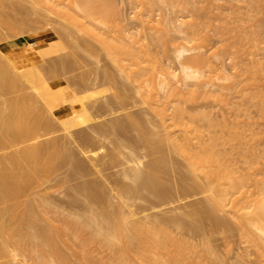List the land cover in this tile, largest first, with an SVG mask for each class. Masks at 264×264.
<instances>
[{
	"label": "bare ground",
	"instance_id": "6f19581e",
	"mask_svg": "<svg viewBox=\"0 0 264 264\" xmlns=\"http://www.w3.org/2000/svg\"><path fill=\"white\" fill-rule=\"evenodd\" d=\"M2 1L3 0H0L2 6H4L5 5L4 3L7 4V2L9 0L7 2L3 1L4 3H2ZM16 1L18 2V0H14V2H16ZM27 1L25 0L26 3H28ZM41 1L44 2L43 0H41ZM49 1L51 2V4H55L54 2L57 0H55V1L53 0V3L51 0H49ZM70 1H71V3L67 1L68 2V4H67V3H64L65 1L59 0V2H56L55 5L58 4L57 6H59L61 3V5H63V6H59V7L60 8L64 7L66 9L65 10L66 12H67V9L69 11L71 8L72 9L70 10V12L72 10H75L76 12L78 11L77 14L72 13V15H74V18H76L75 17V15H76L78 17L77 19H79V20L82 19L83 22H86L87 24L90 22V21L87 22V20H88L87 18L90 16H91L90 20L92 18L91 11H98V10H94L95 6L97 7V5H98V7L101 8V9L100 8L99 9L102 12L104 10V13H105V11H110V10L112 11V8H114L113 13L116 12L118 14V16H120V18L122 16V12H123L122 11L123 6H122L120 0L119 1L118 0H70ZM143 1L147 3V6H146V3H144V6L146 7V8L144 7V9H147L146 13H148V15L150 17V19H148L146 21L150 20V22H156V20L154 19L155 17H153V16H155L157 12L155 13L154 9L157 8V10H158L159 7L157 5H156L157 7L154 6L155 1L154 2H152L151 0H146V1L143 0ZM22 2H24V1H22ZM45 2H47V1H45ZM45 2H44V4H45ZM156 2L160 3L159 1H156ZM246 2L251 3L252 6L256 8L255 9L256 12L258 10V16L262 15L261 11L262 12L264 11V0H248ZM11 3H10V5H12ZM63 3L66 5H69V3H70V4H72V6L69 5L71 7L70 8L69 6H66V5L64 6ZM96 3H97V5H95ZM175 3H176L175 1L170 2L171 7L172 6L174 7V5L177 6L178 3L177 4H175ZM184 3H182V4H184ZM15 4H19V3H15ZM199 4H201V3H196V4L194 3L195 6L192 5L194 8H192V6H191V8L194 10V13H193L194 18L192 17V21H190L191 23L190 24L188 23L190 35H188V36L186 35L184 39H186V41H188V42H191V41L196 39L197 35L203 34L204 31L206 33L208 31L212 30V27H213V29L216 30L215 31L216 34L221 38L220 40L223 41V43H222L223 46L222 47L220 46L219 50L220 51L222 50L221 52H224V50L226 51L228 49L229 53L231 54V60L234 61L236 64H240L242 66V75L244 77L241 79L240 85L245 86L242 88L246 89V88H249L250 86H251V88L252 87L256 88L255 86H252L253 83H256L257 81L264 80V63L261 60L249 58L251 55H253V46L251 48V46H250L251 44H250L248 47V42H250L251 39L252 40L255 39L254 43H256V41H258L256 39H258L260 37L259 36L257 37V35H259L257 32H263L264 31L263 23H261L259 26L258 24L256 25L253 22L254 20H257L258 18L257 19L253 18L254 20L251 19L252 17H255V16H253L254 14L251 15L254 11V10L252 11V9H251L252 13L250 12L251 13L250 15L249 14L246 15L245 19L248 17V19H246V20H247V22H250L249 17L251 16L250 19L253 20L252 22L255 24L254 25L255 30H253V32H251L252 33L251 36H248V34H251V33L247 34L246 32H248V31L237 32V31H239L238 29H244L245 30L247 27L245 28V27L237 26V28H238L237 29L236 25L234 27V24H232L230 22V20L226 21L228 19H232V17L230 18L229 16H227L228 17L227 19L223 18L225 20H222V16H221L220 20H218V18H217V21H219L218 23H216L214 21H213L214 22L213 23L212 21H210V20H213V18L211 19L210 16H208L210 13L209 6H207L208 8L206 7L208 10H205L206 8L204 7L205 9L204 8L202 9L201 7H203V6H200ZM10 5H8V6L10 7ZM23 5H24V3H23ZM45 5H47L46 7H49L48 6L49 4H45ZM158 5L161 6L160 4H158ZM19 6H20V4H19ZM25 6L28 7L27 5H25ZM36 6H37V4H36ZM153 6H154V8H152ZM181 6H183V5H181ZM181 6H180V8H182ZM253 7H251V8H253ZM32 8H34V6ZM51 8H52L51 9V11H52L53 7H51ZM8 10L9 9H7V11ZM15 10H16V8H15ZM21 10H20V12H21ZM35 10H37V7ZM157 10H155V11H157ZM24 11H26V10H24ZM24 11L22 10V12H24ZM30 11H32V9H30L29 12ZM65 11H63V12H65ZM150 11H152L154 13H152ZM10 12H11V10H10ZM22 12L20 14H22ZM58 12L59 11H57L56 13H53V14H57ZM1 13H0V20H1L0 24L2 23V21L6 22V20H3V18L5 16L3 17ZM25 13H27V12H25ZM259 13H261V14H259ZM12 14H16V13H12ZM31 14H32V12H31ZM33 14L35 15L34 12H33ZM36 14H38V13H36ZM43 14L41 13V15H43ZM45 14H46V12H45ZM62 14L63 13H61V15ZM95 14H97V13H95ZM95 14H93V15H95ZM66 15H68V14H66ZM102 15H106V14H101V16ZM48 16H50V15H48ZM107 16H109V13L107 14ZM263 16H262V18H263ZM31 17H33V16H31ZM35 17H33L34 20H35ZM65 17L67 18V16H65ZM68 17H70V15ZM11 18H12V16H11ZM11 18L7 19L8 24H5L3 22L4 26L2 25L3 23L0 26L1 27L6 26L7 28L9 26V28L11 27V30L13 31V33L14 32L17 33L15 30L20 29L17 27H21V28L23 27V24H22L23 21L22 22H18V21L13 22ZM13 18H15V17H13ZM20 18H23V17H20ZM42 18H43V16H42ZM46 18H48V17H46ZM100 18H102V17H100ZM5 19H6V17H5ZM67 19H69V18H67ZM117 19L119 20V18H117ZM9 20H11L13 23L11 21L9 22ZM16 20H18V19H16ZM21 20H23V19H21ZM30 20H31V18H29V21ZM79 20H78V23H77V20H75V21H76V24H79L81 26L82 22L80 21V23H79ZM112 20H113V18H112ZM112 20L111 21L109 20V21L112 22ZM121 20H122V18H121ZM214 20H215V18H214ZM25 21H26V19H25ZM42 21H44V20H42ZM68 21L69 20H67V22ZM70 21H72L71 18H70ZM115 21H117V20H115ZM233 21H234V19H233ZM106 22H108L107 19H106ZM91 23H93L95 25V23H97V22L94 23L92 21ZM116 23H117V25H119L118 22H116ZM27 24H28V22H27ZM72 24H74V23H72ZM72 24L70 23L71 27H72ZM101 24L103 26V23H101ZM101 24H99L98 26H100ZM148 24H149V22H148ZM208 24L211 25V26L209 25L211 27L210 30L206 29ZM94 25H92L93 28H94ZM113 25H114V23H113ZM117 25H115V27L119 29L121 25H119V27H117ZM165 25L167 26L168 24H165ZM261 25H263V26H261ZM29 26H33V25H29ZM80 26L79 27L76 26V28L78 29V28H80ZM98 26L95 27V28H97L96 30H98ZM106 26H107V23H106ZM62 27H64V26H62ZM74 27H75V25H74ZM87 27H89V26H87ZM112 27L115 30V27L114 26H112ZM112 27H111V29H112ZM27 28H28V26H27ZM76 28H71L70 31L74 32L75 30L72 31V29H76ZM83 28H84V26H83ZM90 28L91 29H89V31L92 30V32H94L95 28L94 29L92 27H90ZM103 28L104 27H102V29ZM109 28H110V26H109ZM122 28L123 27L121 26L120 29H122ZM99 29H100V27H99ZM102 29L98 30L99 32L98 31L97 32L100 33V31H102ZM120 29L116 30V31L119 32ZM236 29H237V31H236ZM261 29H263V31H261ZM6 30L9 31V29H6ZM67 30H68V28H67ZM84 30L86 31V29H83V31ZM104 30H106V28ZM29 31H30V29L28 30V33H29ZM52 31L54 32V30H52ZM78 31H79V29H78ZM21 32H22V30H21ZM103 32H105V31H103ZM103 32L100 33V34H102L101 36L104 35ZM106 32H105V34H106ZM112 32H110L109 35ZM115 32L113 34H115ZM120 32H121V36L120 35L117 36L118 38L120 37V39L122 40V42H120V39H119L120 43L117 42V43H119L118 44L119 46L117 44H115L116 42H114V43L112 42V46H115V45L118 46V47L116 46L118 50L115 49V51L117 50L118 52L115 53V55L113 54L114 50L112 51L110 49L111 48V43H110L111 41L110 40H108V41H110L109 42L110 48L107 47L108 41L106 43H104L106 41L104 37H102V39H104V40H102L103 43H100V42L99 43L101 44V46H103V44L107 45L105 47V49L109 48V51L114 55V56L113 55H111V56L115 57L117 54L118 57L117 58L115 57V59H116V62H118L120 64V68L118 67L119 68L118 70H121V72L124 74V75L123 74L122 75L125 76V79L127 78V80L129 79L132 83L138 84L139 89H141L138 91L139 93H142L145 96V98H150L149 96L153 97V95L155 96L153 98H157V101L160 102V104L156 105V107H155V108H157V110L155 109L157 111L156 113H158V115H160L162 117V119L165 118L166 116H168L169 119L167 122H169V120H170V123L167 124V122L165 121L166 119H164V120L159 122L160 123L159 127H158V124L157 125L155 124L154 127H152V129L150 128L151 130H155V131L152 132L151 130L149 131V129H148V131H146L145 130V127H147L146 123L149 121H147V122L143 121V123H142L141 122L142 120H140L142 118L136 117V116H141V115H135V114L130 113L129 114L130 116L125 117V119H124L125 122H123V120H122L121 122H123V123L120 122L119 124H114V121H113V124H111L112 123L111 122L110 125L109 124L106 125V123H102V124L100 123L101 125L97 126V130L99 133L101 132V134H102L101 136L109 137L110 135L113 136L115 134L114 138L116 137V139L113 142H114V146L116 145L118 148L123 143H126V142H122L121 140H119L118 133L121 130L125 131V128H132V129H130L131 131L136 130L137 131V137L135 138L134 145H137V146L143 145L147 149L149 156L150 157L154 156L153 157L154 159L153 160L151 159V161H149V163H147L146 166H143V168H141V167L144 164L141 165L140 164L141 161L139 163H137V161H135V165L127 168V170L125 169L123 171V175L125 176V179L127 178L130 181V182H128L129 184L128 183L126 184L124 182H123L124 183L123 184L120 181V179L115 178V180L113 181V184L115 185L114 190H118L117 192L119 194V198L118 197L117 198L120 201L119 207H117L118 206L117 204L119 202L115 203V200L114 199L112 200L111 199L112 197L110 198L108 196V194H110V192L107 193L106 191H108L109 188L106 190L104 188L106 186L105 183L104 182L101 183L102 181L100 182L98 180V184H93V182L92 183L91 182L90 183L85 182L86 184H81L78 187L77 186L75 187L76 188L75 189L76 195L74 193V195H75V197H74L75 201L74 202L79 201L80 199L81 200L83 199L82 201L84 202V204L86 206L85 207L86 210L82 214H78L76 212H75L76 214L74 212L65 213V210H63L64 208L63 209L60 208L62 210H52L54 203L52 202L53 205H51L49 202L51 200H49V201L44 200L43 202H39V199H37L38 203L34 199V202L33 201L19 202V203L14 204V205H8L3 210H0V260L7 255L8 257H13V258H15L17 256H22L23 261L24 262L27 261L26 263H23V264H186L187 262H190L189 252L193 248V245H192V243L189 242V240L186 238V236L188 235V232H191V230L193 231V230L198 229V227L200 228L201 225L203 224V222L205 221V218L203 216L199 215V212L201 209H198L197 211H194V210L186 211V213L184 215H181L180 217L178 216V217H174V218H169L167 220H165V219L161 220L162 217L158 218V219H149V220H147L146 217H145L146 220L140 219V218H134L136 216L135 215L136 213H134V210L133 211L128 210V212L126 213V209H125L126 206H129V205L125 204L126 202H128V201L125 202V200H129V201L130 200H136L141 196H153V197L157 198L158 200H160L161 198L164 199L165 198L164 197L165 196L164 190H166V189L168 190L169 186L171 187L169 182L172 181V180L169 181V178H168V180H166L167 178H165V177L171 176V175L173 176V174H172L173 172L177 173L179 176V178L177 180L179 182L177 184L178 185L180 184L179 187L185 183V181H184L185 176H189L191 178L190 183H188L189 189L199 188L202 186V181L205 182L207 184L209 194L206 197L207 198V204L204 207V210H208L209 213H212L211 215L213 217L212 218L213 221L216 223L215 225H222L223 224V221H221L218 217H216V215L225 214V216L229 222H234L235 224L239 225L240 231H241V236L247 242H250L255 247H257L258 250L261 252V254L264 256V171L262 169L258 168V165H256L258 163L257 162L258 159L252 158V157L258 156L259 154H257V155L255 154L256 156H252V157L250 156L252 159H254V160L256 159V161H252L253 163L256 162L255 163L256 168L253 167V169H248L249 171L247 173L240 174L236 168L237 162L235 159V154L231 150H229L227 147H228V145H231L232 148L237 151L238 157L242 158L249 165V163H250L249 155L250 154H247L242 148L243 146L247 145V140L245 139V137L241 133L231 131L229 122L224 121L222 124H220V122L218 123L217 120L213 119V117H212L213 115L212 114H211L212 116L210 115L211 112H209V113H205V112H201V111L200 112H198V111L194 112V110H193V112H191V111H189V108L186 107L183 102H181L180 99L182 96L185 95L184 94L185 91L182 88L176 87L177 85L173 82L175 75L172 74V72H169V70L165 68V66H164V64L160 58L161 51L158 50V49H160V47H161L160 44H162V42H163V45L164 44L168 45V42L165 40H166V38H168L167 34H168V32L170 33V28L169 29L166 27L160 28V30L158 31V34L156 32V36L154 35V37H153V35L152 36L146 35L147 38H143V40L146 41V43H144L143 49L142 48L135 49L136 48L134 46L135 42L133 43L132 42L133 40L131 41L130 38H129L130 41L125 39V38H127V35H124L125 31L123 29ZM1 33H0V37L3 36V34H1ZM84 33L86 34V32H84ZM94 33H96V32H94ZM98 33H97V37L98 36L100 37V35H98ZM19 34H23V32L18 33L17 35H19ZM89 34H87V35H89ZM8 35L9 34L1 37L2 41L8 42L11 38L10 36H9L10 37L9 38ZM17 35L15 34L14 36H17ZM63 35L65 36L66 33ZM11 36H13V34ZM59 36H60V34H59ZM91 36H95V35H91ZM112 36H110V37H112ZM124 36H125V38H124ZM61 37H62V34H61ZM97 37H95V39ZM117 37H115V38L117 39ZM171 37H172V35H171ZM58 38L61 39L60 37H58ZM65 38L63 37V39H65ZM106 38H108V37H106ZM115 38L113 40L117 41V40H115ZM261 38H262V36H261ZM248 39H250V40H248ZM98 40H101V39L99 38ZM252 40H251V42H253ZM65 41H67V39H65ZM160 41H161V43H160ZM129 42H132L133 44L129 43ZM86 43H83V44H86ZM65 44H66V42H65ZM72 44H74V43H72ZM76 44H78V43H76ZM113 44H115V45H113ZM130 44L133 46H131ZM33 45L34 44L29 43L28 47H33ZM68 45H70V43ZM167 45L165 46L166 51L169 50ZM246 45H247V47H246ZM74 46H72V47H74ZM79 46H78V49L80 50ZM88 46L90 47V44ZM140 47H142V46H140ZM244 47L246 50L243 49ZM17 48H18V45L16 42H8L7 44L0 46V72L8 69L9 66H10L9 69L12 68L11 65H9L7 68V65L10 64V62H12L11 59L15 55V51L17 50ZM75 48L77 49V47H75ZM163 48H164V46H163ZM66 49H68V48H66ZM71 49L70 50L68 49V50L71 51ZM78 49H77V51H78ZM107 49H106V51H107ZM72 50H74V49H72ZM81 50H83V49H81ZM81 50H80V52H81ZM137 50H140L142 52L137 51ZM186 51L187 50L179 51L178 56H180V57L183 56ZM86 52H84V53H86ZM242 52L244 53L242 55L243 56L245 55L246 58L241 56ZM41 53L42 52L40 51L39 55H42ZM106 54H107V52H106ZM164 54H165V52H164ZM166 54H167V52H166ZM20 56H22V55H20ZM77 56H79V55H77ZM17 57H18V59L20 58L19 56H17ZM17 57H15V58H17ZM70 57H71V55H70ZM109 57H110V53H109ZM113 57H111V58H113ZM241 57H243V58H241ZM17 60H14V61H17ZM50 60H52V59H50ZM56 60H57V58H56ZM59 61H61L60 58H59ZM67 61L71 62L72 59L70 61L69 60H67ZM67 61H65V62H67ZM125 61H128L129 63L126 62L125 64H127V65H124L122 62H125ZM186 61L185 62L188 64H185L186 66L183 67V69H184L183 71L185 72V75H184L185 79H195V80H202V81H201L200 85H197V83H194V82L184 83L183 85L186 87L185 89L194 88V87H203V88L208 87L210 82L214 78V74H212V73L216 72V67H217L216 66L217 62L215 61L214 54L211 53L210 51L204 52L201 54H195V55L193 54L191 56L186 57ZM17 62H18V64L17 63L16 64L19 66L20 62L19 61H17ZM75 62H77V61H75ZM13 63H11V64L14 65ZM51 63H53V62L51 61ZM78 63L80 64L81 61L77 62V64ZM118 63H116V65ZM53 64H55V63H53ZM59 64L60 63H58L57 65H59ZM114 64H115V62H114ZM193 64H195V65L205 64L203 67H206V65H207V67L212 68L213 71H211V73L208 74L205 70H202V69L191 70L192 69L191 66H188V65H193ZM41 65L42 64H40L39 66H41ZM43 65H45V64H43ZM57 65H55V66H57ZM72 65H74V64H72ZM14 66L17 67L16 65H14ZM15 67L12 68L13 71H14ZM21 67H22V65H21ZM62 67H63V64H62ZM80 67H82V66H80ZM203 67H200V68H203ZM30 68H32V67H30ZM30 68L26 69V71L23 72V74L24 73L26 74L27 70H28L29 72L27 74H29V76H30V77L28 76V78H30V80H31L29 82H31V83L33 82L32 84H34V79L36 80L37 78H35L36 76L34 77V75L32 74L33 70L30 71ZM67 68L70 70L69 66ZM15 69L18 70L17 68H15ZM62 70H63V68H62ZM57 71H59V70H57ZM63 71H67L66 68ZM71 72L72 71L70 70V73ZM158 72H160L162 74V77H161V79H159V81L156 79V75H155ZM104 73L106 74L107 72L105 71ZM6 74L10 75V73H8V71ZM58 74L59 73H57V76H59ZM110 74H111V72H110ZM17 76H19V75H17ZM57 76H56V78H57ZM7 77L4 76V74L2 75V73L0 74V94L1 93L5 94V92H7L8 90L10 92L12 90L13 86H15L16 84H19V82H20L19 80H17L18 78H20V76L18 78H15L13 75H10V78L11 77L14 78V81L16 79L15 82H12L13 79L11 80L9 77H8L9 79ZM52 77H53V75L50 78H52ZM66 77H68V76H66ZM109 77H111V75H108V78ZM26 78H27V76H26ZM45 78H47V77H45ZM53 78H55V77H53ZM108 78L106 77L107 80H108ZM112 78L113 77H111V79ZM32 79H33V81H32ZM38 79H37L38 83H36L35 87L37 86V84H39L38 87L41 91L39 93H41V97L43 98V100L46 101V103H44V102H42V103L47 105L46 106L47 109L46 108L43 109L44 107L40 108L38 106L39 101L36 100V98L39 99V97L30 98V100H25L27 98L23 97L25 99H23V100L21 99L22 101L21 100L17 101V99H15V101H13L11 103H10L9 99H7V100H9V102H6V100L4 101L3 100L4 98L2 99V101H4V103L1 101V103L3 105L0 106V151H3V150L5 151L7 149L12 150L13 148H16V147L18 148V146L20 147V145H22V147L13 151L12 153L7 152L6 154L3 153V155L0 154L1 155L0 156V205L1 204L2 205L8 204L11 201L20 198L21 196H24L35 185L37 186V184H39V183H40L39 185H41L42 181L47 182L46 180H44L45 177L46 178L51 177L52 173L54 174V172L59 168L62 169L61 166L63 167V165L66 167H67V165H69V166L72 165V168H69L70 170L72 169V171L69 173V175H72V173H74V175H76L75 171H77L78 169L81 170L80 169L81 163L79 161H76L77 159H75V155L71 151V149H70L71 147H69L70 144H72V143H70L71 141L69 138H71V137H69V135H68L69 140L66 141V142L70 141L68 147H67V144H64V142H62V140H60L58 138H56V139L53 138L52 140L50 139L49 141H46V142H44L45 141L44 140L43 141L44 143L43 142H41V143L35 142V140L39 136L38 134L40 133L41 130H43L42 132H44V130L46 132H48V131L51 132L50 130L52 128H53L52 131L55 129V127L53 125V124H55L53 122L54 120L52 121L51 120L52 118L50 119V117L48 116L50 114V112L53 114V116L58 118L61 126L65 127L64 128V130H65L66 127L68 129L72 126V121L70 120V116L75 111V110H73V111L65 114L64 111L61 109L62 106H64L63 104H67L69 101H71L70 99H69V101L67 100V98H66L67 92L63 86H61V87L59 86L57 88H52L44 80H41L40 78H38ZM111 79H109V80H111ZM46 81H48V80H46ZM111 81L113 82V80H111ZM21 82H23V81H21ZM35 82H37V81H35ZM46 83H47V86H46ZM84 83H85V81H84ZM18 86L20 87V84ZM18 86H15L16 89ZM22 86H24V88H26L25 84H23V83H22ZM33 86L31 85V87H33ZM67 86H69V85H67ZM38 87H37V90H38ZM74 87H76V86H74ZM9 88H11V89H9ZM69 88H70V86H69ZM101 88H103V87H101ZM19 90H16L17 93H15V94L21 93V92L18 93ZM27 90H25V91H27ZM208 94L211 95V92L206 91L204 93V95L207 97H208ZM31 95H32V92H31ZM248 95L249 96L247 97V99L250 101L252 99L264 100L263 91H259L257 88L253 91V93H250ZM23 96H24V93H23ZM42 98H40V99H42ZM71 99H74V98H71ZM159 99H160V101H159ZM69 104L71 105L70 102H69ZM40 106H41V104H40ZM170 110H171V112H170ZM168 113H170V114H168ZM168 117H166V118H168ZM202 120L206 121V122H202ZM118 122L119 121H117L116 123H118ZM149 123L152 125V122H149ZM204 123H206V124H204ZM57 124H56V126H57ZM144 125H146V126H144ZM219 126H220L221 132H223L224 135L218 134L220 132L217 129V128H219ZM221 127H222V129H221ZM154 128H156V129H154ZM157 128H158V130H157ZM66 130H65V132H66ZM78 132L82 133L81 131H78ZM76 133L77 132H75V134ZM112 133H114V134H112ZM41 134L42 133H40V135ZM80 136H83V135H80ZM112 136H110V137H112ZM57 137H59V136H57ZM78 137L75 139V141L78 139ZM46 138H49V137H46ZM65 138H67L66 135H65ZM87 138L92 139L90 137H87ZM38 139H40V138H38ZM81 139H83V138H81ZM31 141H34L35 143H33V142L31 143ZM83 141H84V139H83ZM85 143H86V138H85ZM101 148H103V147H101ZM76 157H77V155H76ZM174 158H175V160L177 158L179 160V162L176 163L177 160L175 161ZM133 160L134 159H132V161ZM253 163H250L249 167L252 168ZM175 164H176V167H174ZM253 166H254V164H253ZM79 170L77 173H79ZM172 170H173V172H172ZM99 171L100 170H98V173H99ZM169 172L171 173V175L167 174ZM74 175H72L71 178L74 177ZM165 175H167V176H165ZM174 175H176V174H174ZM67 176H68V174H67ZM172 176H171V178H173ZM176 177H177V175L175 176V178ZM173 180L175 181L176 179L173 178ZM174 181L171 182V184L175 188ZM48 182H49V180H48ZM99 182H100V184H99ZM101 184H104L105 186L104 185L102 186ZM171 188H173V187H171ZM172 190H174V189H172ZM172 190H170V191H172ZM80 196H82V197H80ZM112 201L115 203V207H117V208L114 207V209L113 208L111 209L112 204H113ZM59 207H61V206H59ZM130 207H131V205H130ZM131 210H132V208H131ZM53 212H54V214H56V216L53 215ZM214 214H216V215H214ZM50 215H53V217H57V219L53 218L54 219L53 220ZM186 217L187 218L192 217V223L190 224L191 226L190 225L187 226L184 223V219ZM147 218H150V217H147ZM151 218H153V217H151ZM155 218H157V217H155ZM192 225H193V228H192ZM22 226H24V227L22 228ZM75 241H76V244H75ZM74 244L79 246V247L75 246L76 247V249H75ZM206 250L208 253L213 255L212 262L211 263H197V264H220L221 263L220 259H218L216 257V254L214 251H212L211 249H206ZM11 251L13 252V254H11L12 253ZM103 254H106V256L100 257ZM104 258L106 260H104ZM0 264H13V263L11 261H7V262L3 261Z\"/></svg>",
	"mask_w": 264,
	"mask_h": 264
},
{
	"label": "rangeland",
	"instance_id": "374dc122",
	"mask_svg": "<svg viewBox=\"0 0 264 264\" xmlns=\"http://www.w3.org/2000/svg\"><path fill=\"white\" fill-rule=\"evenodd\" d=\"M3 1L7 2L8 0H3ZM3 1H2V3H4ZM20 1L18 0V2L17 1L14 2V0H12V1L9 0L8 1L9 3L8 2H7V4L4 3L6 6L5 5L2 6V4L0 2V10L2 9L0 11V13L2 12L1 13L2 16L6 17V19H5V17L3 18V20H6V22L2 21V23L4 22L5 24H8L7 19L11 18V16H12L11 19L13 22H17V21L22 22L23 21L22 22L23 27L22 28L17 27L20 29L15 30L17 33H15V32L13 33V31L11 30V27L9 28V26H8V28L6 26H5L6 28L3 27L4 23L3 24L1 23L3 25L2 27L0 26L1 27L0 31L2 32V33L1 32L0 33L3 34V36L9 34L8 37L9 36L11 37V38L9 37L10 40L8 42H16L18 45V48L15 51V55L11 59L12 62H10V64L7 65V68L9 65H11L12 68L15 67L14 65H16L17 67H15V68H17L18 70H16L14 68V71H15L14 72L12 68L9 69L10 68V66H9L8 69L3 70L5 73L3 71H1L0 74L2 73V75L4 74V76H6V77L8 76L9 78H10V75H13L15 78H18L20 76V78H18L17 80H19L20 82L23 81L21 83L18 81L20 84V87L18 86L19 84L15 85V86H18L19 88L17 87V89H16V87L13 86V88L11 90L12 92L10 91L12 94L9 92V90L7 92H5V94L4 93L0 94V106L3 105L1 103L3 98H4L3 99L4 101L6 100V102H9V100H10V103H11V102L15 101V99H17V101H18L21 99L23 100L25 98H27L25 100H30V98L39 97V99L36 98V100L39 101L38 106L40 108L44 107L43 109H45L47 105L44 104V103H46V101L43 100V98L41 97V93H39V92H41L39 87H38L39 84H37V86L35 87L36 83H38V80H39L38 78L47 82L48 85H50L52 88H57L59 86L60 87L63 86L67 92V96H66L67 100L68 101H69V99L71 100V101H69L71 103V105L68 102L67 104H63L64 106H62L61 109L64 111L65 114L75 110L70 116V120L72 121V126L68 129L66 127L67 130L65 129L66 130V132H65V130H64L65 127H62L58 118L53 116V114L50 112V114L48 116L50 117V119L52 118L51 119L52 121L54 120L53 122L55 124H53V125L55 127L54 130L56 132L54 130L52 131L53 128L50 130L51 132L48 131L49 133L46 132L45 130H44V132H42L43 130H41L40 133H42V134L41 135H40V133L38 134L39 136L37 137V139H36L37 141L35 140V142L41 143L44 140H45L44 142H46V141H49L50 139L52 140L53 138L54 139L58 138V139L62 140V142H64V144H67V147H68L69 142L71 141L70 143H72V144H70L69 147H71L70 149L74 153L75 159H77L76 161H79L81 163V167H80L81 170L78 169L79 173H77L78 170L75 171L76 175H74V173H72V175H74V177L71 178L72 175H69V173L72 171V169L70 170L69 168H72V165L71 166L67 165V167L63 165L64 168L61 166L62 169H60V168L57 169L58 171L56 170L57 171V172L55 171L56 173L55 172H54V174L52 173V176L49 177L50 179L45 177L44 180H46L47 182L42 181L41 185H39L40 183L37 184V186L35 185L33 187L34 189L32 188L24 196H21L20 198L11 201L8 204H4V205L1 204L0 210H3L8 205H14V204H17L19 202H26V201L27 202H30V201L34 202V199L38 203L37 199H39V202H43L44 200H48V201L51 200V201H49L50 204L53 205V203H54V206L53 207L51 206L52 210H62L64 208L63 210H65V213H72V212L75 213L76 212L78 214H82L86 210L85 209L86 206H85L84 202L82 201L83 199L82 200L80 199L79 201L74 202L75 201L74 197L76 195V192H75L76 188L75 187L76 186L78 187L81 184H86V183H90V182L91 183L93 182V184H98V180L100 182L102 181L101 183H103V182L105 183L106 186L104 184H101V185L102 186L104 185L105 186L104 188L106 190L109 188V190L106 191L107 193L110 192V194H108V196L110 198L112 197L111 199L112 200L114 199L115 203L119 202L117 204L118 205L117 207H119L120 201L118 200V198H119V194L117 192L118 190H114L115 185L113 184V181L115 180V178L120 179V181L122 183L124 182L127 184L130 181L127 178L125 179V176L123 175V171L125 169L127 170V168L135 165V161H137V163H139L141 161L140 164L141 165L144 164V165H142V167L140 165L139 166L141 168H143V166H146V164L149 163V161H151V159L152 160L154 159L153 158L154 156H151V157L149 156L147 149L143 145H138V146L134 145L135 138L137 137V131L136 130L131 131L130 129H132V128H125V131L121 130L119 132L120 134L118 133L119 140H121L122 142H126V143H123L121 145L122 147L119 146V148L116 145L114 146L113 141L116 139V137L114 138V135H115L114 133H112L114 135L113 136L110 135L112 137L109 136L110 137L109 138L107 136H101L102 135L101 132L99 133L97 130V126L101 125L102 123H106V125L107 124L110 125L111 122H112L111 124H113V121H114V124H119L122 120H123V122H125V120H124L125 117L130 116L129 115L130 113L135 114V115H141V116H136V117L142 118V119H140V120H142L141 121L142 123H143V121L152 122V125L149 122H147V123L145 122L147 125V127H145L146 131H148V129L150 131L152 129V127H154L155 124L156 125L158 124V127H159L160 121L166 119L165 121L167 122L169 119L168 116H166L168 118L165 117L162 119V117L160 115H158V113H156L157 108H155V107H156V105H159L160 102L157 101V98H153V97H155L154 95H153V97L149 96L150 98H145V96L142 93L138 92L139 90H141V89H139L138 84L132 83L129 79L127 80V78L125 79V76H123L124 74L121 72V70H118L120 68V64L118 62H116V59H115V57L117 58L118 56H117V54L115 57H113V56L115 55V53L118 52L117 51L118 50L117 47L119 46L118 44L120 42H122L120 37L119 38L117 37L119 35L121 36L120 31L122 29L125 31L124 35H127V38H125V36H124V38L127 39L128 41H130L129 40V38H130L131 41L133 40L132 41L133 43L135 42L134 43L135 44L134 46L136 47L135 49H137V48L143 49L144 43H146V41L143 40V38H147L146 35L147 36L153 35V37H154V35L156 36V32L158 34V31L160 30V28H165V27L168 29L170 28V33L168 32V34H167L168 38H166V40H165L168 42V45L167 44L166 45L169 48V50L166 51V49H165L166 45L165 44L163 45V42H162V44H160L161 47L158 50L161 51L160 58L164 64L165 68L168 69L169 72H172V74L175 75L173 82L177 85L176 87L182 88L185 91L184 92L185 95L182 96L180 99L181 102H183L185 104V106L189 108V111H191V112H193V110H194V112H197V111L198 112L201 111V112H205V113L211 112L210 115L212 114L213 116L212 115L211 116L213 117L214 120H217L218 123L220 122V124H222L224 121L229 122L230 123V130L233 132L235 131V132L241 133L245 137V139L247 140V145L243 146L242 148L247 154H250L249 157L250 156L251 157L256 156L257 154H259L258 156L252 157V158L258 159L257 160L258 163L256 165H258V168H260L264 171V100L252 99L250 101L247 99V97L249 96L248 94L253 93V91L256 88L259 91H263V93H264V80L257 81L256 83H253L252 86H255L256 88H254V87L251 88V86L249 88H246V89L242 88V87H245V86L240 85V81L244 77L242 75V66L240 64H236L234 61L231 60V54L229 53L228 49L226 50L227 52L225 50H224V52H221L222 50L221 51L219 50V47L223 46L222 45L223 41L220 40L221 38L216 34V32H215L216 30L213 29V27H212V30H210L211 29V27H210L211 23L210 22H209L210 24H208L207 28H206L210 31H208L206 33L204 31L203 34L197 35L196 39L191 41V42H188V41H186V39H184L186 35L187 36L190 35L188 23L190 24L191 23L190 21H192V17H193V13H194V10L192 8H194L193 6H195L194 3L195 4L201 3L199 5L203 6V7H201L202 9L204 7L206 8L207 6H209L210 13L208 16H210L211 19L213 18V20H210V21H212V22L214 21V22L218 23L219 21H217V18H218V20H220L221 16H222V20L227 19L228 18L227 16H229L230 18L232 17V19H228L226 21L230 20V22L232 24H234V27L236 25V28H237V26H241V27H245V28L247 27L248 29L246 28L245 30L237 28L239 30V31H237V29H236L237 32L248 31V32H246L247 34L253 32V30H255V26H254L255 24L256 25L258 24L260 26V24L263 23V25H264V16H263L264 11L263 12L261 11L262 15L258 16V10L256 12V10H255L256 8L253 7L251 3L246 2L248 0H245V1L244 0H173V1L172 0H151L152 2L155 1L154 6L155 7L158 6L159 8H158V10H157V8L154 9V12L155 13L157 12L156 15L153 16V17H155L154 19L156 20V22H150V20L146 21V20L150 19L148 13H146L147 9H144V7H145L144 3H146V2H144L143 0H120L121 4L123 6V10H122L123 11L122 12L123 17L121 16L122 20L116 12L113 13L114 8H112V11L111 10L105 11V13H104V10L102 9L103 10V12H102L100 10L101 8L98 7V5L96 3L95 5H97L98 8L94 5L95 6L94 10H98L99 12L98 11H91L92 18H91V20H90L91 16L87 18L88 19L87 22L90 21L87 24L86 22H83L82 19L81 20L77 19L78 17L76 15H75L76 18H74V15H72V13L77 14L78 11L76 12L75 10H72L70 12V10L72 9L70 7V6H72V4H70L71 3L70 0H63V1H65L64 3H67V4H68V2H70L69 3L70 6L63 3L64 6L66 5V6H69L71 8L69 11L67 9V12L65 11L66 9L64 7H61V8L59 7V6H63V5H61V3L59 6H57L58 4L55 5L56 2H59V0H57V1L54 0L55 4H51V2L49 0H43L44 2L49 1L48 3L45 2V4H49L48 6L50 8L46 7L47 5H45L44 2H42L41 0H40L41 2L39 0H35V1L34 0H28L27 1L26 0L28 3H26L25 0H20ZM22 1H24V2H22ZM51 1L53 3V0H51ZM156 1H159L160 3L156 2ZM174 1L176 2L175 4L178 3L177 6L174 5L175 8L173 6L171 7V5H170V2H174ZM181 2L184 4H182ZM10 3L12 5H10ZM15 3H19L20 6H19V4H15ZM23 3H24V5H23ZM35 3L37 4V6ZM158 4H160L162 7L159 6ZM8 5H10V7L11 6L12 7L10 8ZM25 5H27L28 7H26ZM181 5H183V6H181ZM33 6H34V8H32ZM146 6H147V3H146ZM154 6L152 8H154ZM180 6L182 8H180ZM191 6H192V8H191ZM36 7H37V10H35ZM51 7H53L52 11H51V9H52ZM251 7H253V8H251ZM15 8H16V10H15ZM20 8L21 9L23 8L22 10L23 11L26 10V11L22 12V10ZM29 8L32 9V11L29 12V10H30ZM207 8L205 10H208ZM7 9H9V10L7 11ZM251 9H252V11L254 10L253 13H252ZM10 10H11V12H10ZM20 10H21L22 14H20L21 13ZM155 10H157V11H155ZM44 11L46 12V14ZM55 11L56 12L59 11V12L57 14H53V13H56ZM63 11H65V12H63ZM25 12H27V13H25ZM31 12H32V14H31ZM33 12L35 13V15L33 14ZM40 12L42 14L43 13L44 14L41 15ZM107 12L109 13V16H107V14H108ZM150 12H152V11H150ZM154 12H152V13H154ZM12 13H16V14H12ZM36 13H38V14H36ZM61 13H63V14L61 15ZM95 13H97V14H95ZM261 13H259V14H261ZM66 14H68V15H66ZM93 14H95V15H93ZM101 14H106V15L101 16ZM248 14L249 15L254 14L253 16H255L252 18H251V16L249 17L250 22H247V20H246V19H248V17L245 19L246 15H248ZM23 15L24 16L26 15V16L24 17ZM48 15H50V16H48ZM69 15H70V17H68ZM19 16L23 17V18H20ZM31 16H33V17L36 16L35 20ZM42 16H43V18H42ZM65 16H67V18H69V19H67ZM262 16H263V18H262ZM13 17H15V18H13ZM46 17H48V18H46ZM100 17H102V18H100ZM29 18H31V20H30L31 22L29 21ZM70 18L72 19V21H70ZM112 18H113V20H112ZM117 18H119V20ZM214 18H215V20H214ZM223 18H225V19H223ZM250 18L251 19H253V18L257 19L258 18V19L257 20L253 19L254 20L253 21ZM16 19H18V20H16ZM21 19H23V20H21ZM25 19H26V21H25ZM41 19L44 21H42ZM74 19L77 20V23H78V20H79V23L81 21L82 25L80 26L79 24H76V21ZM106 19L108 22H106ZM233 19L235 22L233 21ZM67 20H69L70 22L69 21L67 22ZM109 20L110 21L112 20V22H110ZM115 20H117V21H115ZM10 21L11 20H9V22ZM92 21L94 23L95 22H97V23H95V25H94L93 23H91ZM0 22H1V20H0ZM27 22H28V24H27ZM116 22H118L119 25H121L123 27L122 29H120L121 28V26H120L119 32L116 31V30H119L118 28L115 27V25H117ZM148 22H149V24H148ZM70 23L71 24L74 23V24H72V27L70 26ZM98 23L99 24L103 23V26H102V24L100 26H98L99 25ZM106 23H107L108 27L106 26ZM113 23H114V25H113ZM165 24H168V25L166 26ZM29 25H33V26H29ZM74 25H75V27H74ZM78 25L80 26V28H78L80 32L76 28V26L79 27ZM86 25L89 27H87ZM92 25H94V28L98 26V30H101L102 27H104L102 29V31H100V33H102L103 31H105V32L107 31L106 34H105V32H103L105 36L104 35L101 36L102 34L98 33L99 31L96 30L97 28L94 29ZM119 25H117V27H119ZM263 25H261V26H263ZM27 26H28V28H27ZM62 26H64V27H62ZM83 26H84V28H83ZM109 26H110V28H109ZM112 26L115 27V30L113 29ZM90 27H92L94 29V32H96V33L92 32V30H90L91 31L90 32L89 31V29H91ZM99 27H100V29H99ZM111 27H112V29H111ZM67 28H68V30H67ZM71 28H76V29H72V31H74V30L75 31L71 32L70 31ZM105 28H106V30H104ZM6 29H9V31H7ZM29 29H30V31L28 33ZM83 29H86V31L85 30L83 31ZM21 30H22L23 34L24 33L25 34L24 35L19 34L20 36L17 35L18 33H22ZM52 30H54V32ZM111 30L112 31L114 30V31L112 32ZM109 31L112 32L111 34L113 36L115 34L116 35L114 37L111 34L109 35V33H110ZM261 31H263V29H261ZM84 32H86V34ZM88 32L91 35H95V36H91ZM114 32H115V34H113ZM65 33H66V35L64 36L63 34H65ZM97 33H98V35H100V37L99 36L97 37ZM257 33L259 34V35H257V37L259 36L260 38L256 39V40H258V41H256V43H254L255 39H253V40L251 39L253 42H251V40L248 39V40H250V42H248V47L250 44H251L250 45L251 48L253 46V55H251L249 58L261 60L264 63V31L263 32H257ZM12 34H13V36H11ZM15 34L17 36H14ZM59 34H60V36H59ZM61 34H62V37H61ZM87 34H89V35H87ZM171 35H172V37H171ZM251 35H252V33L248 34V36H251ZM3 36H1V37H3ZM66 36L67 37L69 36V37L67 38ZM110 36H112L113 38ZM261 36H262V38H261ZM1 37H0V46L7 44L8 42L2 41ZM58 37H60L63 41L61 39H59ZM63 37L64 38L66 37L65 39H67V41H65V39H63ZM95 37H97V38L95 39ZM102 37H104L106 40L104 43H106L108 40L111 41V42L110 41L107 42L108 46L105 44H103V46H101L100 43H103L102 40H104V39H102ZM106 37H108V38H106ZM115 37H117V39ZM99 38L101 40H98ZM114 38L117 41H114L113 40ZM119 39H120V42H119ZM65 42H66V44H65ZM109 42L111 43V48L109 47L110 46ZM112 42L113 43L116 42L115 44H117L118 46L115 44H113L115 46H112ZM117 42H119V43H117ZM132 42H129V43H132ZM29 43L34 44L33 47H28ZM69 43H70V45H68ZM72 43H74V44H72ZM76 43H78V44H76ZM83 43H86V44H83ZM160 43H161V41H160ZM87 44L88 45L90 44V47ZM77 45L78 46L80 45L79 46L80 50L83 49V50H81V52L78 49ZM72 46H74V47H72ZM106 46L109 47L112 51L114 50V52H113L114 55L109 51V48L108 49L106 48L107 49V51H106V49H105ZM131 46H133V45H131ZM140 46H142V47H140ZM163 46H164V48H163ZM75 47H77L78 51ZM246 47H247V45H246ZM66 48H68L69 50L72 48L74 50L71 49V51H69ZM115 49H117V50L115 51ZM243 49L246 50L245 47ZM181 50H187V51L184 53L183 56L180 57V56H178L179 55L178 53ZM40 51L42 52L41 53L42 55H39ZM105 51L107 52L108 55L106 54ZM137 51H140V50H137ZM208 51H210L211 53L214 54L215 61L217 62L216 72L212 73V74H214L213 80L210 82L209 86L205 87V88L194 87V88L185 89L186 87L183 85L184 83L194 82V83H197V85H200L201 81H202V80H195V79H185V76H184L185 72L183 71L184 70L183 67L186 66L185 64H188V63H186L187 62L186 57L191 56L193 54L194 55L195 54H201V53L208 52ZM84 52H86V53H84ZM140 52H142V51H140ZM164 52H165V54L167 52V54L165 55ZM109 53H110V57H109ZM69 54L71 55V57ZM242 54H244V53L242 52L241 56H243ZM20 55H22V56H20ZM77 55H79V56H77ZM111 55H113V56H111ZM17 56H19L20 58L18 59ZM15 57H17V58H15ZM69 57L72 59L71 62L67 61V60H69V61L71 60ZM111 57H113V58H111ZM243 57L246 58L245 55ZM243 57H241V58H243ZM56 58H57V60H56ZM59 58L61 61H59ZM13 59L14 60L18 59L17 61L20 62L19 66L17 65L18 62L14 61ZM50 59H52V60H50ZM51 61L55 64L51 63ZM65 61H67L68 63ZM75 61H77V62L81 61V63L77 64V62H75ZM114 62H115V64H114ZM126 62H128V61H125L122 63L124 65H127V64H125ZM11 63H13L14 65H12ZM56 63L57 64L60 63L61 65L60 64L57 65ZM116 63H118L117 64L118 66L116 65ZM40 64H42V65L39 66ZM43 64H45V65H43ZM62 64H63V67H62ZM72 64H74V65H72ZM21 65L23 68L21 67ZM55 65H57V66H55ZM204 65L205 64H202V65L193 64V65H188V66H191V68H192L191 70L202 69V70H205L208 74L211 73V71H213V69L207 67V65H206V67H203ZM68 66L70 67V70L72 71L71 73H70V70L67 68ZM80 66H82V67H80ZM30 67H32L33 69ZM61 67L63 68V70L66 68L67 71H63ZM200 67H203V68H200ZM28 68H30V71L33 70L32 74L34 75V77L36 76L35 78L38 79V80L34 79V84H32L33 82L32 83L29 82L31 80H30V78H28V76H29V74H27L29 72L28 70H27L26 74L25 73L23 74V72H25L26 69H28ZM57 70H59V71H57ZM7 71H8V73H10V75L6 74ZM105 71L107 72L106 74L104 73ZM56 72L59 73L58 74L59 76H57ZM110 72H111V74H110ZM14 74L15 75L17 74L19 76L16 75L17 76L16 77ZM52 75L55 78H53V77L50 78ZM108 75H111V77H113V78L112 79H111V77L108 78ZM155 75H156V79L158 81L162 77V74L160 72L156 73ZM26 76L29 80L26 78ZM56 76H57V78H56ZM66 76H68V77H66ZM45 77H47V78H45ZM106 77L108 78V80L106 79ZM10 79L11 80L13 79L12 82L16 81V79L14 81V78H12V77ZM109 79L113 80V82ZM46 80H48L49 82ZM32 81H33V79H32ZM35 81H37V82H35ZM84 81H85V83H84ZM22 83L25 84L26 88H24V86H22ZM47 83H46V86H47ZM30 84L32 86L33 85L34 86L31 87ZM67 85H69L70 88ZM74 86H76V87H74ZM37 87H38V90H37ZM101 87H103V88H101ZM9 89H11V88H9ZM15 89L16 90L20 89L21 91L19 90L18 93L19 92H21V93L15 94V93H17V91ZM30 89L31 90L33 89V90L31 91ZM23 90L24 91L27 90V91L24 92ZM206 91H210L211 95L208 94V97L205 96L204 93ZM31 92H32V95H31ZM23 93H24V96H23ZM23 97H25V98H23ZM40 98H42V99H40ZM71 98H74V99H71ZM7 99H9V100H7ZM4 101H2V102L4 103ZM159 101H160V99H159ZM42 102H44V103H42ZM40 104H41V106H40ZM170 112H171V110H170ZM168 114H170V113H168ZM117 121H119V122L116 123ZM123 122H121V123H123ZM202 122H206V121L202 120ZM168 123H170V120H169V122H167V124ZM56 124H57V126H56ZM204 124H206V123H204ZM146 125H144V126H146ZM154 129H156V128H154ZM217 129H218V131H220L218 134L224 135L223 132H221V130H220V126ZM221 129H222V127H221ZM157 130H158V128H157ZM78 131H81L82 133H80ZM151 131L153 132L155 130H151ZM75 132H77V133L75 134ZM65 135L67 136V138H65ZM68 135L71 138H69L70 139L69 142H66L69 140ZM80 135H83V136H80ZM57 136H59V137H57ZM46 137H49V138H46ZM77 137H78V139L75 141V139ZM87 137H90L92 139H89ZM38 138H40V139H38ZM81 138H83L84 141ZM85 138H86V143H85ZM32 142L35 143L34 141H31V143ZM20 147H22V145H20ZM20 147L18 146V148L16 147V148H13L12 150L7 149L5 151L4 150L0 151V154L3 155V153L6 154L7 152L12 153L13 151L19 149ZM101 147H103V148H101ZM227 148L235 154V159L237 162L236 168L240 174H245L249 171L248 169H253V167H255L256 162L253 163L252 161H256V159L254 160L250 157V163L254 164V166L252 164V168H251V167H249L250 163L248 165V163L246 161H244L242 158L238 157L237 151L235 149H233L231 145H228ZM76 155H77V157H76ZM132 159H134V160L132 161ZM174 160H175V158H174ZM176 160H175L176 163L179 162V160L177 158H176ZM174 167H176V164ZM98 170H100L99 173H98ZM172 172H173V170H172ZM67 174H68V176H67ZM167 174L171 175L170 172ZM172 174H173V176L172 175L171 176L174 179H176L175 181L173 180V178H171V176L165 175V176H167V177H165V178H167L166 180H168V178H169V181L172 180L169 183H170L171 187H173V188H171L169 186L170 189L167 187L168 190L167 189L164 190L165 191V196H164L165 198L164 199L161 198L160 200H158L157 198H155L153 196H141L136 200H130V201L125 200V202L128 201L125 204L129 205V206H126L127 208L125 207L126 213L128 212V210H130V211L134 210V213H136L135 214L136 216L134 218L149 220V219H158V218L162 217L161 220H164V219L167 220L169 218H174V217H178V216L180 217L181 215H184L186 213V211H192V210L197 211L198 209H201L199 212V215L203 216L205 218V221L203 222V224L201 225L200 228L198 227V229H196V230H193V231L191 230V232H188V235L186 236V238L189 240V242L192 243V245H193V248L189 252L190 262H187L186 264L211 263L213 260V255L208 253L206 249H211L212 251L215 252L216 257L218 259H220V261H221L220 264H264V256L261 254V252L258 250L257 247H255L250 242H247L241 236V231H240L239 225L235 224L234 222H229L227 220L225 214H220V215L214 214L221 221H223L222 225H215L216 223L212 219L213 218L211 215L212 213H209L208 210H204V207L207 204V198L206 197L209 194L208 187H207V184L205 182L202 181V186L199 188L189 189L188 183H190L191 178L189 176H185V179H184L185 183L179 187L180 184L179 185L177 184V183H179L177 181L179 178L178 174L174 173V172ZM174 174L177 175L176 178H175L176 175H174ZM48 180H49V182H48ZM173 181H174L175 188L171 184V182H173ZM100 182H99V184H100ZM172 189H174V190H172ZM170 190H172V191H170ZM74 193H75V195H74ZM80 197H82V196H80ZM112 203L113 204H112L111 209L112 208L114 209L115 203L113 201H112ZM130 205H131V207H130ZM59 206H61V207H59ZM117 207H115V208H117ZM60 208H62V209H60ZM131 208H132V210H131ZM53 215L56 216V214H54V212H53ZM53 215H50L52 217V219L53 218L57 219V217H53ZM145 217H146V219H145ZM147 217H150V218H147ZM151 217H153V218H151ZM155 217H157V218H155ZM184 223L187 226L190 225L192 223V217H188V218L186 217L184 219ZM23 227L24 226H22V228ZM192 228H193V225H192ZM75 244H76V241H75ZM75 244H74V247L75 246L79 247ZM76 247H75V249H76ZM11 254H13V252ZM105 256H106V254H103L100 257H105ZM104 260H106V259L104 258ZM3 261H6V262L11 261L13 264H23V263L27 262V261L26 262L23 261L22 256H17L15 258H13V257H8L7 255L0 260V263Z\"/></svg>",
	"mask_w": 264,
	"mask_h": 264
}]
</instances>
